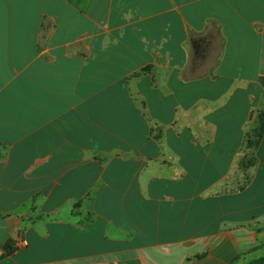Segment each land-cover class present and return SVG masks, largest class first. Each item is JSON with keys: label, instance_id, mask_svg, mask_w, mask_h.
<instances>
[{"label": "crops", "instance_id": "1", "mask_svg": "<svg viewBox=\"0 0 264 264\" xmlns=\"http://www.w3.org/2000/svg\"><path fill=\"white\" fill-rule=\"evenodd\" d=\"M262 122L264 0H0V264L263 257Z\"/></svg>", "mask_w": 264, "mask_h": 264}, {"label": "trees", "instance_id": "2", "mask_svg": "<svg viewBox=\"0 0 264 264\" xmlns=\"http://www.w3.org/2000/svg\"><path fill=\"white\" fill-rule=\"evenodd\" d=\"M260 127H261V128H260L259 139L262 138L263 133H264V122H262V124L260 125ZM247 144H249L248 141H247ZM13 243H14L13 241H9V242L7 243V245L4 247L5 250H7L8 253H11L12 250H14V248H12ZM238 261H239V258H237L232 264H236ZM247 264H264V256L261 257V258L255 259V260H253V261H250V262L247 263Z\"/></svg>", "mask_w": 264, "mask_h": 264}, {"label": "rangeland", "instance_id": "3", "mask_svg": "<svg viewBox=\"0 0 264 264\" xmlns=\"http://www.w3.org/2000/svg\"><path fill=\"white\" fill-rule=\"evenodd\" d=\"M260 126L256 129V131H255V135L253 136V139L251 140V139H249L248 138V143L249 144H246V147H245V150H249V151H251V152H253L254 151V146H255V144L257 143V141H258V139H259V135H260ZM248 162H250L251 164H253L254 163V158L252 157V158H249L248 159ZM259 199V198H258ZM262 252V251H261ZM255 258V257H254ZM237 264V263H236Z\"/></svg>", "mask_w": 264, "mask_h": 264}, {"label": "built area", "instance_id": "4", "mask_svg": "<svg viewBox=\"0 0 264 264\" xmlns=\"http://www.w3.org/2000/svg\"><path fill=\"white\" fill-rule=\"evenodd\" d=\"M27 246H28V243L24 238L17 239V241L15 242V245H14L15 251L23 249ZM7 253L8 252H7V250H5L4 247H0V259L3 258Z\"/></svg>", "mask_w": 264, "mask_h": 264}]
</instances>
